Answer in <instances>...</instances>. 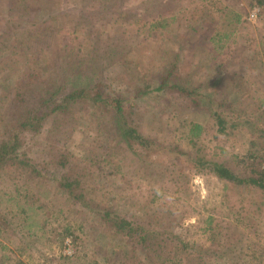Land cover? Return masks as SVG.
Wrapping results in <instances>:
<instances>
[{"label": "rangeland", "instance_id": "obj_1", "mask_svg": "<svg viewBox=\"0 0 264 264\" xmlns=\"http://www.w3.org/2000/svg\"><path fill=\"white\" fill-rule=\"evenodd\" d=\"M156 1L0 0V134L16 117L15 109H33L36 91L76 82L74 75L58 76L52 70L63 64L60 54L66 44L85 54L103 39L96 49L109 43V51L119 50L121 57L104 63H109L103 73L104 98L110 102H77L69 116L49 114L52 107H42L46 117L37 131L22 132L20 151L37 162L43 176L32 183L30 205L42 200L46 206L23 221L22 215L15 214L10 220L11 203H0V211L10 220L9 227L1 229L0 242L8 249L0 243V264H95L94 258L97 264H140L137 256L127 260L119 245L114 246L116 255L112 254V243L120 241V235L110 234L97 213L98 205H114L129 217L140 216L148 226L171 222L183 239L206 247L204 261L210 264H264L263 190L222 180L201 170L186 154L174 155L159 147L179 142L190 148L186 139L176 137L185 123L199 122L205 126L200 152L227 161L243 175L249 173L251 167L245 169L239 158L249 152L258 132L242 123L225 134L218 130L213 113L256 122L264 129V0ZM255 9L256 17L250 18ZM225 10L241 14L243 23L236 28L225 25ZM163 18L169 27L153 29ZM218 30L234 31L226 48L199 46L204 35L210 37ZM175 53L182 61L178 69L185 84L181 85L191 91L199 87L198 91L185 94L171 88L175 80L170 78L163 90L149 89L160 85V73ZM28 85L31 93L22 100L21 87ZM217 89L218 93H212ZM11 96L25 107H7ZM114 98L136 110L134 123L157 142L144 159L126 156L118 142ZM96 107H104L100 117ZM53 123L57 128H52ZM53 147L67 152L77 167L91 163L96 169L83 183L85 199L96 208L84 207L57 187ZM112 164L116 170L107 177L104 172ZM170 173L173 182L167 177ZM101 183L105 187L98 193ZM13 209L20 214L15 204ZM21 221L22 230L17 227ZM67 229L77 235L76 241L66 236ZM131 246H137L143 261L149 262L146 251L138 244ZM223 252L231 257H220ZM214 257H220L218 262Z\"/></svg>", "mask_w": 264, "mask_h": 264}, {"label": "trees", "instance_id": "obj_2", "mask_svg": "<svg viewBox=\"0 0 264 264\" xmlns=\"http://www.w3.org/2000/svg\"><path fill=\"white\" fill-rule=\"evenodd\" d=\"M159 1L157 0L156 2ZM168 3L169 2L164 4L166 5ZM140 12H142V10L138 11L139 14H141ZM240 15L241 14L232 10H225L223 21L225 25L232 24L235 28L236 26L239 27L243 23ZM152 27L153 29L157 27L166 29L169 27V24L166 18H163L154 23ZM233 36L234 31L228 30V32L224 34L218 30L210 37L204 35L203 38H199V42H201L199 46L209 50L217 49V51H220L221 49L226 48L228 42H232ZM100 41L104 40H97L96 43H93L92 45V51L85 54L79 52V50L76 51L75 46L66 44L63 49L64 52L61 53L62 55L60 54L61 63L63 64L53 66L52 70L54 72L56 71L58 76L65 75L66 73L70 75L72 74L74 75L76 82L70 84L69 82L63 83L62 81V84L59 79V85L62 84V86H58L54 89L43 87V91H36L34 103L30 106L33 107V109H26V111L23 112L19 108L15 109L14 113L16 117H11L12 120H9L10 122L7 127H5L6 129L0 134V203H3L4 201L11 203V209H9L11 211L9 216L10 220L11 215L15 214L14 217L22 215L20 220L25 221L30 219L34 213L38 214V211L46 206L42 200L38 202L36 201L35 205H30V203L33 202L31 201L33 197L31 194L32 183L39 182L37 180H40L43 176L40 171L41 169L38 167V164H36L37 162L22 154L20 151L23 137L22 132L27 130L37 131L39 124L46 117V114L41 111L42 107L51 106L52 108L50 109L49 114L56 112L63 116H69L72 111V106L77 102L88 100L95 105H100L104 103V101L110 102L109 99L104 98L105 78L103 77V73L104 69L109 65V63L108 65H105L104 63L111 62L116 58L120 60L119 58L121 57L119 55V50L109 51V48H107L109 43L106 47L102 46L104 47V50L100 49V47L99 49H96L97 43ZM112 41L111 43H118L116 40ZM179 54L175 53V56L169 61V65L164 67L161 71L160 74H162V76L159 79L160 85L154 88L150 86L151 88L149 89H153V91L163 90L168 87V83L165 81L170 78L172 81L175 80L173 84H170V87L179 89L185 94H191L190 92L194 93L199 90L198 87L191 91L189 88H185L181 85V83L184 85L185 82L182 81L183 76L178 69L180 62H182ZM17 64H19V62H17ZM58 65H60V70L56 69ZM28 76L32 78L33 74L29 73ZM20 78L22 81L23 78ZM218 83H220V81H213L212 84L218 85ZM218 89L212 93H218ZM28 92L31 93L29 85L28 87H21L20 96L22 97V100H26ZM261 102L264 104L263 100H261ZM21 103L23 104L24 102H20L17 97L11 96L9 97L7 107L10 109H12V107H25V105L22 106ZM114 105H117V107H115L116 109L114 108V116L117 121L119 144H122L124 149H126V156L132 155L136 159H144L145 156L151 154L153 151L152 149L155 146H158L156 140L153 136L146 134L141 125L134 123L132 115H135L136 110L133 107H124L118 98H114ZM96 108L97 117H100L104 107ZM225 112L226 114L228 113L226 108ZM213 116L219 126L218 130L225 131V134L228 132L227 130L229 128H236L242 123L246 124L251 132H258L251 144L252 147L249 149V152L245 156L239 158V163L244 164L245 169L251 167L249 173L243 175L242 173L237 172L235 169L236 166L231 165L227 161L212 157L208 151L206 153L200 152L202 149L201 147L199 148V145L203 144L200 137L203 132H205V126L199 122L194 121L185 123L182 134L176 137L178 140L186 139L190 148L182 147L179 142L174 143L172 147L165 143L159 147L166 148L167 152L174 155H177V153L182 155L186 154L190 161L196 163L201 170H209L222 180L232 181L235 184H244L247 186L252 185L264 192V129L256 122L234 121L233 118H230L227 115L224 117L220 112L213 113ZM101 122L102 121L99 122L98 126L101 125ZM55 126L57 128V125L53 123L52 128H55ZM53 149L55 154L53 162L55 164V171L57 172L54 180L58 183L57 187L62 192L81 201L84 207L96 208L92 205V202L90 203V201L85 199V195L83 194L84 179L90 176V174H93V171L96 173V169H92L91 163L87 167L86 164H83L82 168L77 167V165H74V162L72 163L69 159L70 157L67 152L64 150H58L56 147H53ZM130 152L132 153L130 154ZM120 154L121 153L118 152L116 156H120ZM115 170L116 165L112 164L109 171L107 170L103 172L106 173L105 175L108 177V173L114 175ZM13 172L15 173L13 174ZM172 176V173L167 175L169 182H173L174 179ZM9 180L11 183H9ZM104 187L105 183L99 184L96 188L97 192L99 193L104 190ZM153 189L154 193L158 192V189ZM14 204L19 209L20 214L14 211ZM98 207L97 213L103 224L109 228L108 230H110V234L113 236L120 235V241L116 240L112 243L113 255H116L117 252L114 246L118 247L119 245L120 251L124 254L127 260L130 261L137 256L135 259L137 262L139 261L140 264H210L207 261H204V253H207L208 251L206 247L196 246L195 243L183 239L174 231V225L171 224V222L162 224L159 227H153L152 224L151 226H148L140 216L136 218L129 217L125 215L126 213L120 212L118 208L114 207V205L103 207L98 205ZM170 207L174 209L171 204ZM168 212L172 213L171 216L173 218L175 217L173 210L170 209ZM0 216L3 217L0 218L1 236V229H3V227L4 229L8 228L10 220L8 221V216L2 214L1 211ZM23 221L17 223V227L20 230L24 228ZM67 231L66 236L72 235L76 241L77 235L72 233L71 229H67ZM135 238L136 240H134ZM133 244H138L141 250L146 251L149 262L145 263L143 261L136 250L137 246H131ZM2 245L5 249H8L6 245ZM99 250L96 252H99ZM102 250L106 253L108 252V249ZM106 256L105 260L108 262L109 256ZM220 257L229 258L231 256H227L226 253L224 255L223 252L220 253ZM220 257L214 258L218 262ZM98 262L99 261L94 258V263L97 264ZM230 263H233V260H231Z\"/></svg>", "mask_w": 264, "mask_h": 264}, {"label": "built area", "instance_id": "obj_3", "mask_svg": "<svg viewBox=\"0 0 264 264\" xmlns=\"http://www.w3.org/2000/svg\"><path fill=\"white\" fill-rule=\"evenodd\" d=\"M256 12H257V9L252 11L251 14H250V18H255L256 17Z\"/></svg>", "mask_w": 264, "mask_h": 264}]
</instances>
